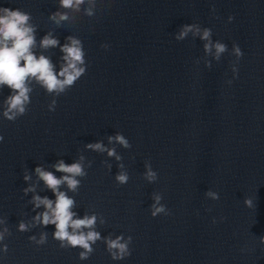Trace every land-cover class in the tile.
I'll return each instance as SVG.
<instances>
[{"label": "clouds", "instance_id": "1", "mask_svg": "<svg viewBox=\"0 0 264 264\" xmlns=\"http://www.w3.org/2000/svg\"><path fill=\"white\" fill-rule=\"evenodd\" d=\"M84 2L85 0H60L63 8H74L76 10H79V6ZM87 14L92 15L91 9L87 10ZM57 15L59 20L67 19L66 14ZM229 19H232V17H229ZM29 20L30 15L19 9L0 8V87L7 86L13 93L7 98V108L3 113L5 118L10 121H14L17 115H23L26 111L25 106L29 103V93L31 91L28 86L29 80L37 81L49 93L56 92L59 94L64 92L67 87L72 86L85 72V68L79 66L84 64V52L82 51L81 43L72 37H68L70 43L61 47L65 63L58 73L49 58L43 55L37 57L33 52V48L36 45L35 29L29 24ZM194 28L196 32L200 31L195 25H185L176 38L178 40L185 38ZM210 35L211 30L206 28L203 30L201 38L208 41ZM58 43L57 39L46 35L40 41V46L47 49L56 47ZM211 47L210 43L205 44V51H211ZM215 50L216 57L219 58V55L226 50V46L216 43ZM234 50L237 56L242 55L238 47H234ZM53 104H55V101H53ZM3 139V136H0V141H3ZM109 139L111 141L113 138L110 137ZM114 139L128 147V142L122 135H117ZM88 147L99 151L104 150L100 143L90 144ZM108 154L114 155V150H110ZM54 167L57 171L66 175L57 178L52 172L45 171L41 167H37L35 170L40 179L56 195L55 201L49 200L47 197L35 196L33 198L36 207L43 205L45 208V211L38 214L35 219L45 226L55 224L56 232L54 236L62 242L61 246L63 247V242L66 241L69 246L83 248L84 251L80 253V258L86 259L88 254L92 252L91 244L95 243L100 237L99 233L95 231L89 230L85 233L82 229H92L95 225L96 217L86 216L82 219H74L75 213L71 210L74 206L73 199L59 191L61 184H67L70 190H75L79 184L75 177L83 176L85 173L80 163L67 165L63 161H59ZM155 175L151 170L147 173L150 180L154 179ZM24 178L25 180L29 179L28 176ZM117 180L120 183H125L127 181L126 174L121 173L117 176ZM30 190L25 189L26 192ZM209 195L213 194L209 193ZM154 199L156 204L153 205V216L165 211L162 205L156 206L159 204L161 197L157 195ZM246 203L251 205V201H246ZM25 227L23 223L20 224V230H25ZM0 239H3L2 234H0ZM121 239L108 240V248L112 253L113 259H122L131 254L128 249V243H122ZM44 240L45 237L42 235L39 243H43ZM130 240L131 238H129V242Z\"/></svg>", "mask_w": 264, "mask_h": 264}]
</instances>
